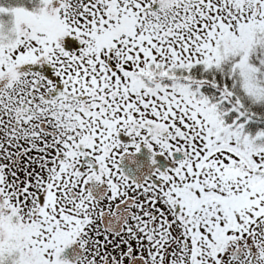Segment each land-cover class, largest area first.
Listing matches in <instances>:
<instances>
[{
  "label": "snow or ice",
  "instance_id": "1",
  "mask_svg": "<svg viewBox=\"0 0 264 264\" xmlns=\"http://www.w3.org/2000/svg\"><path fill=\"white\" fill-rule=\"evenodd\" d=\"M0 264H264V0H0Z\"/></svg>",
  "mask_w": 264,
  "mask_h": 264
}]
</instances>
